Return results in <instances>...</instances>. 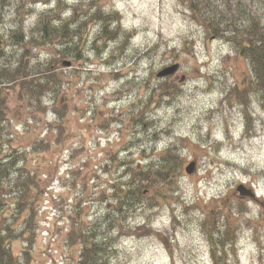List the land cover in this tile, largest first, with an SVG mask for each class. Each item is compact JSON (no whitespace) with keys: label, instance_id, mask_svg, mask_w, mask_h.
<instances>
[{"label":"rangeland","instance_id":"obj_1","mask_svg":"<svg viewBox=\"0 0 264 264\" xmlns=\"http://www.w3.org/2000/svg\"><path fill=\"white\" fill-rule=\"evenodd\" d=\"M207 1L202 18L231 19V0ZM242 3L264 25V0ZM61 27L63 39L53 30ZM0 43L1 65L13 70L27 54L29 77L49 82L24 120L6 125L11 142L0 147V160L20 150L1 185L43 182L30 224L13 206L0 209L22 233L11 245L19 261L28 253L30 264H77L80 233L94 231L107 264H213L209 238L229 229L234 248L218 245L226 263L264 264V108L247 63L210 38L183 0H0ZM175 64L174 76L157 78ZM43 140L49 148L31 153ZM168 154L178 168L161 197L150 189L126 214L108 208L118 176L162 166Z\"/></svg>","mask_w":264,"mask_h":264},{"label":"trees","instance_id":"obj_2","mask_svg":"<svg viewBox=\"0 0 264 264\" xmlns=\"http://www.w3.org/2000/svg\"><path fill=\"white\" fill-rule=\"evenodd\" d=\"M183 1L210 38L222 40L229 44L233 51L247 63L249 68L248 76H246L248 87L258 95L264 108V25L260 19L244 7L242 3L244 0H231V19L218 16L202 18V13L204 11L209 12L211 6V3L207 0ZM99 15L98 12L96 18ZM100 18L101 16L98 19ZM48 24L46 21L43 24L41 23L42 41L47 40ZM53 30L60 39H63L64 34H67L66 27ZM102 36L106 39H112L107 30L103 31ZM2 57V47L0 46V60ZM16 64L17 67L12 70L7 68L6 64L1 65L0 63V147L11 142L4 136L6 125H9L16 118L24 120V115L31 107V102L39 103L42 95L48 89L49 82L44 78L32 79L29 77L27 54H24ZM50 69L51 66L46 67L41 72H44L42 77L48 75ZM237 93L239 92L237 91ZM58 129L60 132L57 135V140L61 138L62 135L60 134L63 130L62 126H59ZM49 146L48 140L35 142L31 147V153L36 154L48 149ZM12 151L13 153L0 160V176L5 172L8 173V166L11 170L16 165L14 157L18 156L17 152H20V150L12 149ZM10 157L11 159H9ZM177 161V157L168 154L162 166L148 169L134 168L124 171L121 176L117 177V180H114L115 183L109 186V195L105 197L106 200L109 197L111 198V201L108 202V208L113 209L116 214H126L139 204L145 193L150 189L154 190L158 197H161L162 195L159 194L160 189L163 186L173 184V177L178 168ZM35 177L28 175L27 180L16 179L10 190L5 185L0 184V209L5 205L13 206L15 208L14 218L19 219L22 217L21 220L28 224H30L33 217L34 199H37H33V197L41 196L44 189L40 187L43 182L39 180V183ZM37 188V194H31ZM6 196H11L9 203L5 201ZM5 222V219L0 220V264H30L31 257L29 258L28 253H25V260H22V262L14 255L11 248L12 242L17 241L22 233L14 235L11 226L5 225ZM23 232H26V230ZM93 232L80 233L81 250L77 264H107L104 259L109 248L107 244L102 243L104 239H98ZM229 234L230 230L227 229L222 239H217L215 242L214 238H209L215 248L212 250L213 264H227L225 255L221 254L223 250H220L218 245L224 248L230 243V248H234V238L232 233L231 237ZM66 236L68 240L73 238L69 233Z\"/></svg>","mask_w":264,"mask_h":264},{"label":"water","instance_id":"obj_3","mask_svg":"<svg viewBox=\"0 0 264 264\" xmlns=\"http://www.w3.org/2000/svg\"><path fill=\"white\" fill-rule=\"evenodd\" d=\"M62 65L64 67H69L70 63L69 62H64L62 63ZM178 65H171L169 67L164 68L161 72H159L157 74V78H165L168 76L173 75L177 70H178ZM184 80V77H181L180 81L182 82ZM195 170V164L194 163H190L186 168H185V172L186 174L190 175L194 172ZM237 192L241 195V196H248V197H253V195L250 193V191H246L243 187L239 186L237 189Z\"/></svg>","mask_w":264,"mask_h":264},{"label":"flooded vegetation","instance_id":"obj_4","mask_svg":"<svg viewBox=\"0 0 264 264\" xmlns=\"http://www.w3.org/2000/svg\"><path fill=\"white\" fill-rule=\"evenodd\" d=\"M174 76V75H173Z\"/></svg>","mask_w":264,"mask_h":264}]
</instances>
